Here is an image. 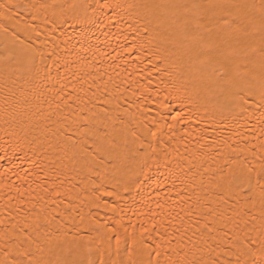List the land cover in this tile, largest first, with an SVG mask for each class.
I'll return each mask as SVG.
<instances>
[{"label":"bare ground","instance_id":"6f19581e","mask_svg":"<svg viewBox=\"0 0 264 264\" xmlns=\"http://www.w3.org/2000/svg\"><path fill=\"white\" fill-rule=\"evenodd\" d=\"M262 91L264 0H0V264L234 259Z\"/></svg>","mask_w":264,"mask_h":264},{"label":"snow or ice","instance_id":"6c2138e0","mask_svg":"<svg viewBox=\"0 0 264 264\" xmlns=\"http://www.w3.org/2000/svg\"><path fill=\"white\" fill-rule=\"evenodd\" d=\"M12 8H15L16 5H11ZM227 23V21L225 22ZM247 103V101H245ZM259 106L264 109V91H262L259 98ZM107 195H111V193H106ZM114 210V209H113ZM155 227V226H154ZM264 227V225H262ZM145 233L148 232L147 229L144 230ZM211 231V229H209ZM27 239V237H25ZM112 238H109L111 240ZM116 240V254L119 257L120 254V244L121 240L119 236H115ZM149 237L145 235H141L139 240L133 239L131 245L128 244V241H124L125 247L123 249L124 253L128 256V260L125 261L123 259L116 260H105L103 254H101L98 262L96 264H161L160 256L161 252L159 250V246L153 242V244L148 243ZM239 241L235 243V241ZM233 243L235 244V248L237 251L235 253L229 251L226 252V256L234 255V259H228L226 261H219V264H264V232H261V239L257 241L254 238L246 236L245 239L240 240L239 237H235ZM139 249L143 250V255L147 257L146 260H141L137 262L136 260H132L131 256L133 252ZM22 264V262H21ZM29 264H32L29 261ZM89 264H94V262L90 261ZM212 264H218L217 261H213Z\"/></svg>","mask_w":264,"mask_h":264}]
</instances>
